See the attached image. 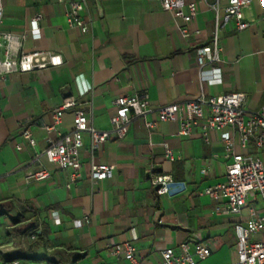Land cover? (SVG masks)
<instances>
[{"label": "crops", "instance_id": "obj_1", "mask_svg": "<svg viewBox=\"0 0 264 264\" xmlns=\"http://www.w3.org/2000/svg\"><path fill=\"white\" fill-rule=\"evenodd\" d=\"M75 1L82 0H0V61L33 52L62 58L58 67L0 75V264H132L110 254L114 245L125 242L136 248L138 264H160L164 249L184 242L209 247L211 256L199 264H233L234 224L250 218L251 210L263 214V205L259 197H249L239 216L219 214L217 202L202 194L224 179L229 164L221 132H210L206 142L199 128L183 137L176 122H158L148 130L137 118L126 138L112 135L93 154L85 134L83 178L75 183L71 170L36 157L48 146L43 126L51 125L53 112L70 99L90 114L96 129L106 131L111 130L115 101L141 93L155 107L202 91L206 96L239 93L248 110H260L262 7L253 0L243 9L250 27L237 32L231 24L224 32L222 82L207 85L200 80L196 51L211 40L214 0H185L199 9L191 28L201 35L189 38L178 30L182 22L150 0H85L82 16L92 25L82 34L66 23ZM226 3L221 0L222 7ZM39 14L42 20L34 31L31 21ZM3 34L17 39L8 47ZM73 111L62 117L60 133L72 129ZM27 128L35 147L22 137ZM166 146L176 156L173 161L165 158ZM248 150L255 152L252 143ZM91 162L111 166L113 177L91 181ZM43 168L51 172L49 178L26 183L28 174ZM152 176L169 177L183 188L159 195Z\"/></svg>", "mask_w": 264, "mask_h": 264}, {"label": "built area", "instance_id": "obj_2", "mask_svg": "<svg viewBox=\"0 0 264 264\" xmlns=\"http://www.w3.org/2000/svg\"><path fill=\"white\" fill-rule=\"evenodd\" d=\"M150 1L160 3L164 11L170 12L176 21L182 22L178 30L183 38L201 35L200 29L191 28L192 22L199 14L196 2ZM204 1L207 3V0ZM257 1L262 7L264 19V0ZM252 2L253 0H227L226 5L222 7L221 0H214L210 5L214 14L211 40L196 51L202 83L214 85L222 82L220 65L224 63L223 34L231 24L237 32L250 27V23L244 18L243 9ZM85 5V0L72 2L66 13L68 27L78 28L82 34H87L92 25L90 19L82 16ZM98 9L101 11L100 7ZM41 20V14L33 18L32 30H38ZM2 38L8 47L17 39L12 34H3ZM60 65L62 58L58 54L24 53L17 58L0 61V75L14 72L29 73ZM76 106L77 102L74 99L66 100L53 112V123L43 126L48 146L36 157L38 160L45 157L49 163L61 170H71V183L83 178L80 155L85 146V134L90 137V150L93 154L112 135L120 140L126 138L132 122L137 118L144 120L148 130H154L158 122H176L179 124V135L183 137L191 136L193 130L199 128L201 137L206 142H209L210 132H221V140L229 164L224 179L206 188L202 194L208 195L217 202L215 206L217 213L234 216L242 213L249 197H259L263 205V214L259 215L251 210L250 218L234 224L237 258L233 264H264V107L257 111L248 110L244 106V97L239 93L206 96L202 91L192 99L160 107L152 106L148 94H134L120 97L115 101L116 111L110 121L111 130L106 131L96 129L91 123L90 114L76 109ZM72 110H74L72 129L60 133L59 125L62 117ZM152 114L157 116V120H148V116ZM22 137L30 146L35 147L36 140L28 128L24 130ZM250 143L253 144L254 153L248 150ZM238 148L244 152H239ZM21 149V146H17L18 151ZM165 158L169 161L176 158L168 146L165 147ZM89 175L91 181L98 182L112 178L114 173L111 166L91 162ZM50 176L51 172L43 168L39 172L28 174L25 180L27 184H31ZM152 184L158 187L159 195L176 193L183 188L182 183L173 182L166 176H152ZM70 186L71 184L67 185V188ZM132 234L134 239H137L135 230H132ZM135 252L134 245L127 242L114 245L110 249L112 257L138 264ZM210 256L211 250L208 246L184 242L177 247L164 249L160 264H199Z\"/></svg>", "mask_w": 264, "mask_h": 264}]
</instances>
